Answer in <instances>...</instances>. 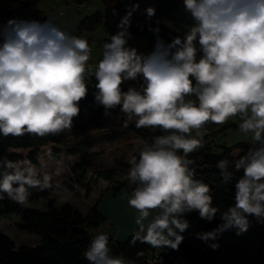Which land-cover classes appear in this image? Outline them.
Returning a JSON list of instances; mask_svg holds the SVG:
<instances>
[{
	"label": "clouds",
	"instance_id": "clouds-1",
	"mask_svg": "<svg viewBox=\"0 0 264 264\" xmlns=\"http://www.w3.org/2000/svg\"><path fill=\"white\" fill-rule=\"evenodd\" d=\"M182 6L191 21L186 30L166 42L159 25H149L155 40L145 53L129 44L139 4L127 5L94 67L89 40L62 28L59 17L0 24V136L71 132L94 78L93 103L103 116L119 108L124 127L134 119L137 129L162 133L128 161V181L135 186L128 204L138 213L129 244L176 251L194 211L206 222L220 215L216 228L195 234L205 243L231 229L247 232L250 218L264 224V0H182ZM155 11L145 9L148 18ZM233 119L250 147L215 164L223 184L234 181L233 203L221 210L213 206L211 185L197 178L191 154L204 146L208 125ZM52 188L53 174L41 173L30 160L0 157V201L27 207L29 189ZM82 255L88 264H139L144 253L137 251L135 259L113 254L109 233L101 231Z\"/></svg>",
	"mask_w": 264,
	"mask_h": 264
},
{
	"label": "trees",
	"instance_id": "trees-1",
	"mask_svg": "<svg viewBox=\"0 0 264 264\" xmlns=\"http://www.w3.org/2000/svg\"><path fill=\"white\" fill-rule=\"evenodd\" d=\"M79 3H91L92 0H74ZM104 4L112 6L117 10L115 18L116 24L126 14V6L139 4L138 10L134 11L131 16L130 32L138 42L142 49L153 50L155 36L148 31V26L153 27L159 25L161 29L160 35L165 41H170L171 37L182 34L186 30L184 26L191 23L190 19L183 11L182 0H101ZM36 0H0V20L6 23L10 18L22 19H40L44 15V11L36 6ZM153 7L155 16L148 18L145 9ZM104 14L101 10L85 16L77 26L78 32L82 30L94 29L104 20ZM74 33L70 28L67 29ZM102 54V53H101ZM102 55L100 56V59ZM133 82H126L123 87L126 90ZM95 80H90L89 95L86 100L81 102V113L74 119L72 129H82L85 126L101 129L104 127L103 108L97 107L93 103V93ZM119 111V108L115 109ZM229 125H236L235 122H228L223 126L208 125V134L204 137L203 147L191 154V158L195 159L197 178H203L204 181L211 185L213 189V206H219L224 210L233 203L234 197V181L223 184V177L220 176V170L215 167L216 162L224 157L232 159L238 155H243L250 147L249 140H240L232 144H220L216 141L224 128ZM127 129L133 131L144 142L151 140L152 135L162 134L159 130L137 129L134 119L129 123ZM69 132L59 135H49L46 137H33L24 135L22 137L7 138L0 136V157H7L9 160H30L37 163L38 152L42 145L52 142L48 153L53 157H59L56 145H62L65 148L79 147L81 155L73 161L70 166L71 177L59 181L60 188L74 190L76 186H83L85 176L97 154L96 151L88 150L85 145L86 139H70ZM136 155V153L134 154ZM129 164L124 157H119L117 163L94 168L92 173L99 178H103L109 182H113L114 193L122 188L128 190L134 188L129 184L127 172ZM231 170V169H230ZM242 173H237L239 176ZM124 176V178H120ZM31 196L29 199L38 200L42 197L46 198L43 207L27 206L23 207L10 199L0 201V216L10 217L18 215L16 221L18 228L36 233L40 236L37 244L16 245V242L4 233L0 228V264H88L82 253L88 247L90 240L96 232L92 231L93 226H98L107 220L106 214L98 207L93 205L87 213L69 202L57 204L56 198L50 194V189L38 191L29 189ZM87 194L90 193L89 187H86ZM190 221H196L200 224L199 229L195 232L209 231L216 228L220 223V215L217 214L212 222H206L199 218L197 212L189 214ZM251 223L248 229V235L251 234L262 244L264 242V224L257 223L250 218ZM236 229H231L219 235L216 241L205 243L195 238L197 242H191L186 237L179 246V250L168 248L159 249V258H162L163 264H174L179 256H185L194 259L198 264H226L224 252L234 253L246 243V237L236 234ZM246 233V232H245ZM133 235H129L124 241H120L111 237L110 247L113 254H123L131 259L136 258L137 251H143L144 255L140 259L139 264H154L153 256H149L151 246L137 241L135 245H130L129 241ZM210 243H218V249L209 247ZM264 246V243H263ZM152 250V249H151ZM223 250V251H222ZM260 264H264V253Z\"/></svg>",
	"mask_w": 264,
	"mask_h": 264
},
{
	"label": "rangeland",
	"instance_id": "rangeland-1",
	"mask_svg": "<svg viewBox=\"0 0 264 264\" xmlns=\"http://www.w3.org/2000/svg\"><path fill=\"white\" fill-rule=\"evenodd\" d=\"M35 4L39 9L44 11L47 18L59 17L58 22L62 28L66 30L70 28L74 31L73 34L82 35L89 40L92 47V59L89 61V64L93 67L100 59L102 45L107 40L108 35L115 34L117 31V24L115 22L116 15H113V7L104 4L101 0H92L91 3H79L74 0H36ZM96 10H101L105 16L104 20L94 29L82 30L80 32L76 31L80 21ZM61 13L63 14L62 16H60ZM0 24H3L1 20ZM129 44L138 48L141 52L148 53L152 51L149 49L150 47L148 49L140 48L133 36L129 40ZM124 118V114L120 110H113L110 116H104L103 128L97 129L85 126L82 129H72L69 132L70 139H86L88 142L85 147L97 153L85 176L83 186H76L74 190L55 187L57 182L71 177L70 166L81 155V149L79 147L67 149L62 145H56L59 157H53L48 155V149L54 144L47 142L41 146L38 152L37 163L32 162L41 173L53 174V188L50 189V194L56 198L57 204L69 202L86 213L93 205L97 204L107 215V220L98 226H93L91 230L96 233L101 231L109 232L115 239L120 241L126 240L129 235H133L136 232L137 226L135 224V218L138 213L128 204V199L134 188L130 190L122 188L114 193L113 189L115 184L99 178L92 171L97 167L115 164L117 163V159L122 156L128 162L136 153V149L143 144L144 141L142 139L133 131L123 126ZM230 121L235 122L236 125H229L224 128L222 133L216 136V141L220 144H232L240 140H249L248 137L238 132V122L234 119ZM57 169L60 170L59 176L54 175ZM120 178H124V176H120ZM86 187H89L90 193L92 189L94 190L93 195L87 196L90 193L87 194ZM29 200L30 203L28 206L43 207L46 198L42 197L38 200ZM151 215H155V213ZM151 215L149 219H151ZM18 219L19 216L16 214L10 217L0 216L1 230L10 236L16 242L17 246L37 242L36 238L39 237L37 236L38 234L18 228L16 225ZM186 219L189 220V215L186 216ZM189 222L191 227L183 235L191 242H196L195 232L199 229L200 224L196 221L189 220ZM234 253H228L226 255L227 260L229 255ZM255 255L249 251L240 260H237V257L234 256L230 262H227L230 264H240L239 261L246 259H249L250 262L252 257L255 259Z\"/></svg>",
	"mask_w": 264,
	"mask_h": 264
},
{
	"label": "crops",
	"instance_id": "crops-1",
	"mask_svg": "<svg viewBox=\"0 0 264 264\" xmlns=\"http://www.w3.org/2000/svg\"><path fill=\"white\" fill-rule=\"evenodd\" d=\"M93 191L94 190L92 189L91 193L87 196L89 197V196L93 195ZM84 213H86V212H84ZM37 236H39V235H37ZM112 237H114V236L112 235ZM244 237H246V243L243 246H241L239 250L235 251L234 254L229 255L228 260L226 257V255L228 253L226 251H224L225 252L224 257L226 259V264H230L229 262L231 261V259H233L234 256L237 257V260L242 259V257L245 256L246 254H248L249 251L256 254L254 256L255 259L252 257V260L250 262H249V259H246V260L239 261V263L240 264H260V261L262 259L263 253H264V246H263L264 242L262 244H260L255 239L254 236H252L251 234L248 235V232L244 233ZM36 240H37V242H34L33 245H35L39 242L40 236L37 237ZM196 242H197V240H196ZM157 249H160V248H152V250L149 251V256L150 257L153 256L154 251ZM227 261H229V262H227ZM174 264H198V263L194 259H191V258H188L185 256H179Z\"/></svg>",
	"mask_w": 264,
	"mask_h": 264
},
{
	"label": "built area",
	"instance_id": "built-area-1",
	"mask_svg": "<svg viewBox=\"0 0 264 264\" xmlns=\"http://www.w3.org/2000/svg\"><path fill=\"white\" fill-rule=\"evenodd\" d=\"M157 260L160 261L161 264L162 263V258H159V249L155 250L153 253V258H152V262L155 263Z\"/></svg>",
	"mask_w": 264,
	"mask_h": 264
},
{
	"label": "water",
	"instance_id": "water-1",
	"mask_svg": "<svg viewBox=\"0 0 264 264\" xmlns=\"http://www.w3.org/2000/svg\"><path fill=\"white\" fill-rule=\"evenodd\" d=\"M47 17H46V15L44 14L43 16H42V20L43 19H46ZM107 233H109V232H107ZM109 235H110V239H111V237H112V235L109 233ZM154 264H161L160 263V261L159 260H157Z\"/></svg>",
	"mask_w": 264,
	"mask_h": 264
}]
</instances>
